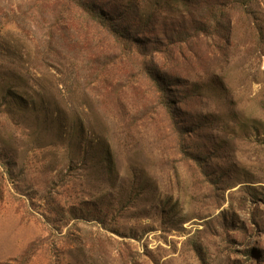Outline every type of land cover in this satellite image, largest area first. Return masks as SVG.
I'll return each instance as SVG.
<instances>
[{
	"label": "rangeland",
	"instance_id": "rangeland-1",
	"mask_svg": "<svg viewBox=\"0 0 264 264\" xmlns=\"http://www.w3.org/2000/svg\"><path fill=\"white\" fill-rule=\"evenodd\" d=\"M0 0V264H264V0Z\"/></svg>",
	"mask_w": 264,
	"mask_h": 264
},
{
	"label": "trees",
	"instance_id": "trees-1",
	"mask_svg": "<svg viewBox=\"0 0 264 264\" xmlns=\"http://www.w3.org/2000/svg\"><path fill=\"white\" fill-rule=\"evenodd\" d=\"M77 5L83 9L84 12L88 13L92 18H94V20H96L100 25H102L103 27L105 26V22L107 21V19L97 13L94 9H93V4H87L85 3L83 0H75ZM19 264H25L24 260L21 261Z\"/></svg>",
	"mask_w": 264,
	"mask_h": 264
}]
</instances>
